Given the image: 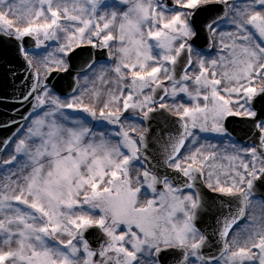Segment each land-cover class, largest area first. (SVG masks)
Returning <instances> with one entry per match:
<instances>
[{
	"label": "snow or ice",
	"instance_id": "snow-or-ice-1",
	"mask_svg": "<svg viewBox=\"0 0 264 264\" xmlns=\"http://www.w3.org/2000/svg\"><path fill=\"white\" fill-rule=\"evenodd\" d=\"M0 104V264H264V0H0Z\"/></svg>",
	"mask_w": 264,
	"mask_h": 264
},
{
	"label": "water",
	"instance_id": "water-1",
	"mask_svg": "<svg viewBox=\"0 0 264 264\" xmlns=\"http://www.w3.org/2000/svg\"><path fill=\"white\" fill-rule=\"evenodd\" d=\"M11 107V105L5 106L0 104V121L8 119V113H10ZM6 134H8L6 130L0 129V137L5 136Z\"/></svg>",
	"mask_w": 264,
	"mask_h": 264
},
{
	"label": "flooded vegetation",
	"instance_id": "flooded-vegetation-1",
	"mask_svg": "<svg viewBox=\"0 0 264 264\" xmlns=\"http://www.w3.org/2000/svg\"><path fill=\"white\" fill-rule=\"evenodd\" d=\"M238 134H240V133H239V130H238Z\"/></svg>",
	"mask_w": 264,
	"mask_h": 264
}]
</instances>
